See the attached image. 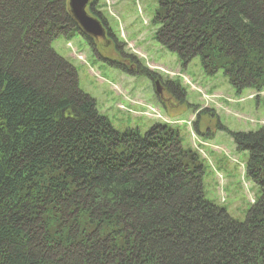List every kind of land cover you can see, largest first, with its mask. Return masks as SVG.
Listing matches in <instances>:
<instances>
[{
  "label": "trees",
  "instance_id": "trees-1",
  "mask_svg": "<svg viewBox=\"0 0 264 264\" xmlns=\"http://www.w3.org/2000/svg\"><path fill=\"white\" fill-rule=\"evenodd\" d=\"M153 24L183 64L264 90V0H158ZM61 34L87 36L68 0H0V264H264V128L232 133L260 191L240 222L206 199L178 131L112 126Z\"/></svg>",
  "mask_w": 264,
  "mask_h": 264
},
{
  "label": "rangeland",
  "instance_id": "rangeland-1",
  "mask_svg": "<svg viewBox=\"0 0 264 264\" xmlns=\"http://www.w3.org/2000/svg\"><path fill=\"white\" fill-rule=\"evenodd\" d=\"M157 7L158 0H97L92 9L113 37L93 39L97 50L82 34L57 35L51 46L116 130L143 135L167 123L178 131L183 148L201 165L206 199L243 222L260 191L247 172L249 153L232 133L264 128V91L238 90L223 71L208 74L199 57L183 64L155 38ZM138 64L154 76L136 73ZM157 80L165 96L156 93Z\"/></svg>",
  "mask_w": 264,
  "mask_h": 264
},
{
  "label": "water",
  "instance_id": "water-1",
  "mask_svg": "<svg viewBox=\"0 0 264 264\" xmlns=\"http://www.w3.org/2000/svg\"><path fill=\"white\" fill-rule=\"evenodd\" d=\"M91 0H69L70 11L81 27L86 33L95 38L106 37V27L99 18H95L87 12V7ZM157 93L162 94L159 82H156Z\"/></svg>",
  "mask_w": 264,
  "mask_h": 264
},
{
  "label": "flooded vegetation",
  "instance_id": "flooded-vegetation-1",
  "mask_svg": "<svg viewBox=\"0 0 264 264\" xmlns=\"http://www.w3.org/2000/svg\"><path fill=\"white\" fill-rule=\"evenodd\" d=\"M103 21V23H104V25L106 26V28H107V36L110 34V32H108V27H107V23L104 21V20H102ZM164 94H165V92H164Z\"/></svg>",
  "mask_w": 264,
  "mask_h": 264
}]
</instances>
